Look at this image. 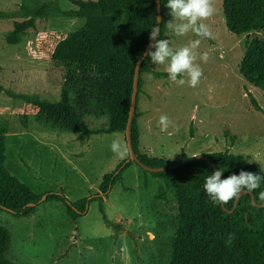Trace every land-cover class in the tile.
Here are the masks:
<instances>
[{
    "label": "rangeland",
    "instance_id": "374dc122",
    "mask_svg": "<svg viewBox=\"0 0 264 264\" xmlns=\"http://www.w3.org/2000/svg\"><path fill=\"white\" fill-rule=\"evenodd\" d=\"M43 3L48 8L36 18L35 28L27 30L20 42L7 43L6 33L14 21L27 19L24 10ZM214 3L216 13L207 22L216 38L200 45L199 51H207L210 58L201 62L204 75L196 88L178 86L166 77L141 75L137 103L141 145L147 153L171 163L179 162L184 154H242L258 162L264 172V92L248 83L238 69L246 43L253 38L264 40V30L230 33L221 0ZM75 8L69 0H0V13L6 15L0 18V86L4 89L0 91V128L5 123L8 131L6 166L35 193L52 191L65 195L68 202L84 197L88 201L76 221L68 217L60 200L45 201L46 194L27 216L0 210V225L10 234L7 255L14 264H165L177 209L170 191L164 198L155 197L162 178L148 173L145 187L143 171L135 162L124 169L122 180L103 196L110 224L102 219L99 201L91 200L99 193L103 175L122 161L110 145L114 139L125 141L124 134L54 133L44 126L32 103L5 92L59 100L62 69L51 61V53L59 40L82 24L68 13ZM165 38L179 47L196 37L191 33L177 37L167 29ZM165 67L151 64L155 71H165ZM162 114L173 122L167 132H161L158 125ZM106 123V117L87 121L92 129ZM116 225L120 231L114 229Z\"/></svg>",
    "mask_w": 264,
    "mask_h": 264
},
{
    "label": "trees",
    "instance_id": "16d2710c",
    "mask_svg": "<svg viewBox=\"0 0 264 264\" xmlns=\"http://www.w3.org/2000/svg\"><path fill=\"white\" fill-rule=\"evenodd\" d=\"M76 8L70 15L82 20V24L59 40L51 53V61L61 67L60 98L57 102L41 100L37 96L5 92L18 97L36 108V114L45 124L60 122L62 128H72L89 136L94 133L121 132L124 134L137 61L149 41V32L156 23V0H69ZM167 0H160V37L165 38L167 21L170 20ZM226 29L233 34L264 30V0H221ZM48 5L25 9L27 19L14 21L6 33V42H20L26 31L35 28V20L45 14ZM6 15L0 13V18ZM239 72L254 87L264 92V40L253 38L246 43L239 62ZM168 77L166 71H155L150 60H143L138 79L136 110L132 122V145L138 159L151 167L170 164L164 158L149 156L139 150L140 131L137 122V103L142 90L141 75ZM4 89L0 86V91ZM250 100L256 110L261 107L253 96ZM107 118L106 125L90 130L88 118ZM5 125L0 128V210L16 216H27L46 194L45 201L60 200L66 207L68 217L76 221L85 211L87 198L68 202L63 194L56 192L35 193L6 166ZM212 164L223 171V178L238 174L241 170L264 176L261 165L249 161L242 154L228 151L204 153ZM185 154L181 160L188 159ZM122 160L114 170L105 173L99 185V193L91 200L99 201V210L105 223L110 221L104 214L103 196L109 185L122 180V172L134 161L124 165ZM137 164V163H135ZM138 165V164H137ZM143 171L142 185L149 183L148 173L162 178L156 198H164L170 191L176 202L175 229L168 242L165 264H264V181L253 192L242 194L233 208L234 200L222 207L213 204L204 190L205 178L213 167L202 159L175 169L150 172ZM253 196V202H252ZM29 203H33L29 205ZM231 210V211H230ZM120 231L121 226L116 225ZM229 234L232 236L228 242ZM10 234L0 225V264H14L8 257Z\"/></svg>",
    "mask_w": 264,
    "mask_h": 264
},
{
    "label": "clouds",
    "instance_id": "9594fccd",
    "mask_svg": "<svg viewBox=\"0 0 264 264\" xmlns=\"http://www.w3.org/2000/svg\"><path fill=\"white\" fill-rule=\"evenodd\" d=\"M165 7L171 17L167 21V28L177 37H183L189 33L194 39L187 44L173 47L167 38L160 37V18L156 17V23L149 32L148 50L143 54L152 65L166 66L165 70L169 79L178 86L187 84L196 88L204 75L201 62L209 61L207 51H199L203 40L215 39L216 35L212 26L207 22L216 13L214 0H167ZM158 125L161 132H167L173 126L167 114L160 115ZM175 131H179L176 127ZM110 149L119 159L123 160L130 154L129 147L124 140L114 139ZM223 171L217 169L205 178L204 190L213 204H227L237 199L242 192H253L260 187L264 176L251 171L241 170L238 174H231L222 178ZM260 199L264 200V191L260 193ZM232 236L229 234L228 242Z\"/></svg>",
    "mask_w": 264,
    "mask_h": 264
},
{
    "label": "water",
    "instance_id": "95a60500",
    "mask_svg": "<svg viewBox=\"0 0 264 264\" xmlns=\"http://www.w3.org/2000/svg\"><path fill=\"white\" fill-rule=\"evenodd\" d=\"M156 4H157V17L160 18L159 26H161L160 0H156ZM248 34L249 33H247V35ZM150 43H152V41L149 40L147 45H146V47H145V49H144L143 54L146 52V50H148V47H149ZM143 54H142L141 58L137 61L136 66H135V70H134L133 90H132V94H131V100H130V105H129V112H128V117H127V122H126L125 130H124V139H125V142L127 143L128 147H129L130 154H129L128 158L123 162L122 165H124L125 163H127L128 161L131 160V161H134L135 163H137L140 167H142L143 169H145L147 171H150V172H162V171H165V170L175 169V168L181 167L182 165L187 164V163L191 162L194 159H202V160L208 162L213 167L214 170H217V168L212 164L210 159L204 154L193 155V156L189 157L188 159H185V160H182V161H179V162H176V163H170V164H167V165L158 166V167L148 166V165L142 163L138 159L137 154H136V152H135V150L133 148V145H132V122H133V117H134V113H135V110H136V97H137V90H138V79H139L140 67H141V64H142L143 60L146 57ZM110 187H111V185H109L108 190L110 189ZM246 192L247 191L242 192L240 194V196L242 194L246 193ZM45 198H46V196L43 197V199H45ZM237 199H235V201H234L233 208L236 206ZM251 199H252V202H253V196H252ZM87 202L85 204V209L87 208V205H88ZM32 204L33 203H29V205H32ZM221 206L223 207L224 204H221Z\"/></svg>",
    "mask_w": 264,
    "mask_h": 264
},
{
    "label": "crops",
    "instance_id": "0c3cea01",
    "mask_svg": "<svg viewBox=\"0 0 264 264\" xmlns=\"http://www.w3.org/2000/svg\"><path fill=\"white\" fill-rule=\"evenodd\" d=\"M166 71V70H165ZM166 78H169V77H166ZM91 118H94V117H89L88 118V121L91 119ZM1 125H3V124H1ZM4 125L6 126V124L4 123ZM46 128H47V130H49V131H52V132H54V133H59V132H62V131H71V132H75V134H77V135H79V134H81V133H79V132H77V131H75V130H73L72 128H62L61 127V124H60V122H56L55 124H52V125H48V124H45L44 125ZM138 126H139V131H140V135H141V130H140V125L138 124ZM24 128V127H23ZM90 130H92V128H89ZM95 129V128H94ZM6 132H8L7 131V127H6ZM8 134V133H7ZM19 134H22V135H24V134H26V132L25 131H20L19 132ZM90 135H92V134H90ZM90 135H89V137H90ZM84 136H86V135H84ZM88 137V136H87ZM86 144H88V142H86ZM54 146V145H53ZM142 147V145H141V141H139V150L141 151V152H143V153H146L147 155H149V156H152L151 154H149V153H147L146 151H145V149ZM148 151L149 152H151L152 153V149H148ZM193 155V154H192Z\"/></svg>",
    "mask_w": 264,
    "mask_h": 264
}]
</instances>
